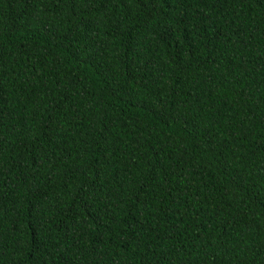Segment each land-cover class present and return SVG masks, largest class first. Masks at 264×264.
<instances>
[{"label":"trees","instance_id":"16d2710c","mask_svg":"<svg viewBox=\"0 0 264 264\" xmlns=\"http://www.w3.org/2000/svg\"><path fill=\"white\" fill-rule=\"evenodd\" d=\"M0 264H264V0H0Z\"/></svg>","mask_w":264,"mask_h":264}]
</instances>
